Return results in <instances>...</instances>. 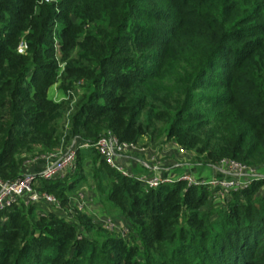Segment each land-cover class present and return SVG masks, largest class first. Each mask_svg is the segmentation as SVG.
I'll list each match as a JSON object with an SVG mask.
<instances>
[{
  "label": "trees",
  "instance_id": "trees-1",
  "mask_svg": "<svg viewBox=\"0 0 264 264\" xmlns=\"http://www.w3.org/2000/svg\"><path fill=\"white\" fill-rule=\"evenodd\" d=\"M56 46L64 73L87 81L68 126L67 105L48 95ZM151 130L212 165L264 168V0H0V178L21 177L65 133L95 143L112 131L137 144ZM111 172L141 246L77 208L72 220L20 200L0 211V264H199L206 252L211 264L264 261V195L254 198L264 181L231 194L213 231L207 187L150 188ZM70 187L63 178L38 185L63 208ZM140 249L159 259L142 260Z\"/></svg>",
  "mask_w": 264,
  "mask_h": 264
},
{
  "label": "rangeland",
  "instance_id": "rangeland-1",
  "mask_svg": "<svg viewBox=\"0 0 264 264\" xmlns=\"http://www.w3.org/2000/svg\"><path fill=\"white\" fill-rule=\"evenodd\" d=\"M52 1L53 0H49V2ZM168 29L170 30V26L167 27V31H169ZM54 40L57 43V33L54 35ZM55 50L59 68L58 74L49 86L48 95L52 100L64 102L67 105L65 120L63 122L68 126L77 100H79L86 89L87 81L85 79L69 77L65 74L66 60H63L58 46H56ZM75 54V51H73L70 59L73 58ZM158 133L159 131H155L152 136L151 130L149 136L142 138L136 144L135 149L126 152L122 157L117 159V164L127 173L125 176L135 177L140 181L141 179H151L152 177L158 176L162 179L168 178L169 180H178L179 182V179L189 175L194 176L199 181L221 175L219 171L214 169V165L203 160L204 158L202 155L197 157L195 150L187 151L182 148L176 139L167 138L166 135L158 137ZM71 143L72 141L67 140L65 133V135L62 136V145L60 148L45 155L30 156L29 160L25 163L21 177L25 174L38 176L47 165L52 164L55 160V157L49 158V155L57 154L56 156H58L64 153ZM130 156H133L134 160L132 158L129 160L128 157ZM139 160H141V162H139ZM152 166L159 170L154 172L151 168ZM111 169L109 165L101 160L95 149H80L76 167L67 171L63 177L67 182V186H72L67 190L69 207L63 208L59 200L56 204L42 203L40 206L48 210L57 211L59 214L72 220L75 217L73 209L77 208L91 218L92 223L104 228L107 233H112L118 237L124 238L130 243L141 246L135 229L130 224L126 215L123 214V207L119 205V200L116 199V196H112V191L115 187V179ZM258 171L264 176V168L258 169ZM261 180L264 181V177ZM144 186L148 187L146 185ZM255 194L256 197L253 196L255 202H260V196L264 195V185L257 188ZM231 198L232 195L225 200L209 198V203L205 205L204 208H207L211 213L210 222L212 223L213 231L219 229L223 221V215L228 209L229 201L232 200ZM139 253L142 260H144L143 258L147 255L158 259L160 256L157 252H145L142 249H140ZM242 253L243 252H240V254ZM184 254L185 252H180V257L186 258ZM232 254L233 253H230L228 255L232 256ZM204 255V258L199 261V264H211V262L208 261L210 254L206 252ZM225 255L226 254H224V257ZM244 262V264H264L263 260L251 258L249 255Z\"/></svg>",
  "mask_w": 264,
  "mask_h": 264
},
{
  "label": "built area",
  "instance_id": "built-area-1",
  "mask_svg": "<svg viewBox=\"0 0 264 264\" xmlns=\"http://www.w3.org/2000/svg\"><path fill=\"white\" fill-rule=\"evenodd\" d=\"M49 2V0H45ZM23 51V47H21ZM94 147L110 167L116 169L123 175L127 173L117 164V159L126 152L136 148V144L121 141L112 131H107L95 143L78 142L74 140L69 148L62 154H51L55 157L52 164L47 165L38 176L25 174L14 180H4L0 178V211L15 202L23 200L26 204L50 203L56 204L57 198L38 188L43 179L63 178L67 171L76 167L78 151L82 148ZM214 169L221 175L197 180L194 176H184L179 179L189 185H200L207 187L214 199H227L231 194L241 192L248 188L255 180L263 179L258 168L237 161L235 159L224 158L214 165ZM142 183L150 188H157L165 183H174L178 180L162 179L158 176L151 179H141Z\"/></svg>",
  "mask_w": 264,
  "mask_h": 264
},
{
  "label": "crops",
  "instance_id": "crops-1",
  "mask_svg": "<svg viewBox=\"0 0 264 264\" xmlns=\"http://www.w3.org/2000/svg\"><path fill=\"white\" fill-rule=\"evenodd\" d=\"M129 158V160H131V158L133 159V156H130V157H128ZM134 160V159H133ZM139 162H141V160H139ZM146 165V164H145ZM147 166V165H146ZM36 167H38V166H36ZM152 168V170L154 171V172H157L159 169L158 168H156V167H154V166H152L151 167Z\"/></svg>",
  "mask_w": 264,
  "mask_h": 264
}]
</instances>
